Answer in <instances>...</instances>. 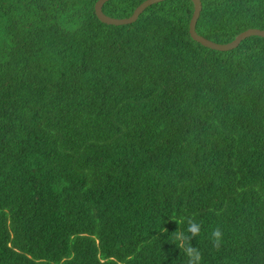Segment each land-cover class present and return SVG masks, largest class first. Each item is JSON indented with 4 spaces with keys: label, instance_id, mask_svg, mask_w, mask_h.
<instances>
[{
    "label": "trees",
    "instance_id": "1",
    "mask_svg": "<svg viewBox=\"0 0 264 264\" xmlns=\"http://www.w3.org/2000/svg\"><path fill=\"white\" fill-rule=\"evenodd\" d=\"M97 1L0 0V264H264V38ZM201 3L216 44L264 30V0Z\"/></svg>",
    "mask_w": 264,
    "mask_h": 264
},
{
    "label": "water",
    "instance_id": "2",
    "mask_svg": "<svg viewBox=\"0 0 264 264\" xmlns=\"http://www.w3.org/2000/svg\"><path fill=\"white\" fill-rule=\"evenodd\" d=\"M109 1L111 0H98L96 2L94 6L95 16L103 24L111 25V26H124L135 22L139 18V16L145 11L146 8L154 4L163 2L165 0H146L135 9L132 16L126 19L111 18L103 13V6ZM191 1L194 6V11L189 25V34L193 41L199 43L203 47L214 51L225 52L237 48L239 44L248 37L257 36L264 38V30H258V29H250L241 33L239 36H237V38L233 42L229 44H216L210 40L203 38L202 36L198 35L195 30L196 23L198 21V18L202 10V3L201 0H191Z\"/></svg>",
    "mask_w": 264,
    "mask_h": 264
},
{
    "label": "clouds",
    "instance_id": "3",
    "mask_svg": "<svg viewBox=\"0 0 264 264\" xmlns=\"http://www.w3.org/2000/svg\"><path fill=\"white\" fill-rule=\"evenodd\" d=\"M188 230L193 234V236H195L199 232L200 226L198 224H195V223H190ZM213 235L218 237L219 232L218 231L214 232Z\"/></svg>",
    "mask_w": 264,
    "mask_h": 264
}]
</instances>
